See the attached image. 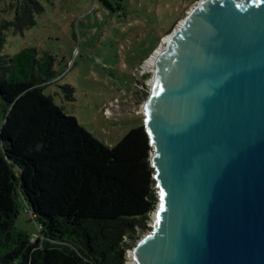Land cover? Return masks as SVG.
<instances>
[{"label": "water", "instance_id": "1", "mask_svg": "<svg viewBox=\"0 0 264 264\" xmlns=\"http://www.w3.org/2000/svg\"><path fill=\"white\" fill-rule=\"evenodd\" d=\"M143 114L159 202L134 264H264V0H200Z\"/></svg>", "mask_w": 264, "mask_h": 264}, {"label": "trees", "instance_id": "2", "mask_svg": "<svg viewBox=\"0 0 264 264\" xmlns=\"http://www.w3.org/2000/svg\"><path fill=\"white\" fill-rule=\"evenodd\" d=\"M12 7L2 28L20 34L45 12L39 0ZM58 77L35 48L0 56V264H126L159 202L149 136L141 124L105 145L45 92ZM22 206L41 227L33 243L15 226Z\"/></svg>", "mask_w": 264, "mask_h": 264}, {"label": "rangeland", "instance_id": "3", "mask_svg": "<svg viewBox=\"0 0 264 264\" xmlns=\"http://www.w3.org/2000/svg\"><path fill=\"white\" fill-rule=\"evenodd\" d=\"M16 1L0 0V32L5 40L0 56H13L27 47L52 56L59 77L45 92L95 138L112 147L143 124V105L155 71V66L146 68V62L200 0H39L45 12L24 34L15 33L12 26L2 28L13 21ZM66 85L74 89L73 101L61 90ZM0 159L4 162L1 154ZM15 226L38 237L24 206ZM146 230H140L137 239ZM135 244L130 243L126 264Z\"/></svg>", "mask_w": 264, "mask_h": 264}, {"label": "bare ground", "instance_id": "4", "mask_svg": "<svg viewBox=\"0 0 264 264\" xmlns=\"http://www.w3.org/2000/svg\"><path fill=\"white\" fill-rule=\"evenodd\" d=\"M168 41H169V37H167V38L165 39L162 48H165V47H166V45L168 44ZM162 48L159 49V50L157 51V53H156V54H155L150 60H148V61L146 62V66H145L146 68H151V67L155 66V60H156V58H157L158 53L162 50ZM152 219H154V213H153V218H152ZM128 264H134V262H133V260H132L131 258H130V262H129Z\"/></svg>", "mask_w": 264, "mask_h": 264}, {"label": "built area", "instance_id": "5", "mask_svg": "<svg viewBox=\"0 0 264 264\" xmlns=\"http://www.w3.org/2000/svg\"><path fill=\"white\" fill-rule=\"evenodd\" d=\"M36 227H37V231H38V237L31 236L30 241H31L32 243L35 242V241L40 237L41 227H40L39 225H37Z\"/></svg>", "mask_w": 264, "mask_h": 264}]
</instances>
